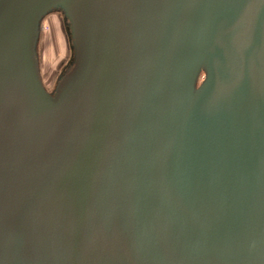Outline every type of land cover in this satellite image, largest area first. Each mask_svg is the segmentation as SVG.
Listing matches in <instances>:
<instances>
[{
	"label": "water",
	"instance_id": "95a60500",
	"mask_svg": "<svg viewBox=\"0 0 264 264\" xmlns=\"http://www.w3.org/2000/svg\"><path fill=\"white\" fill-rule=\"evenodd\" d=\"M0 264H264V0H0Z\"/></svg>",
	"mask_w": 264,
	"mask_h": 264
},
{
	"label": "rangeland",
	"instance_id": "374dc122",
	"mask_svg": "<svg viewBox=\"0 0 264 264\" xmlns=\"http://www.w3.org/2000/svg\"><path fill=\"white\" fill-rule=\"evenodd\" d=\"M39 51L42 80L49 88L68 58V41L60 15L50 14L44 18Z\"/></svg>",
	"mask_w": 264,
	"mask_h": 264
}]
</instances>
